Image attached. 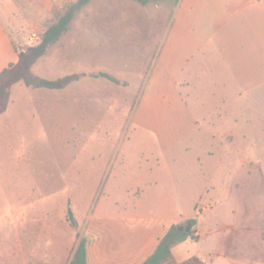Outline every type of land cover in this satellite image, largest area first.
Instances as JSON below:
<instances>
[{"label": "rangeland", "instance_id": "1", "mask_svg": "<svg viewBox=\"0 0 264 264\" xmlns=\"http://www.w3.org/2000/svg\"><path fill=\"white\" fill-rule=\"evenodd\" d=\"M75 1L43 5L37 13L30 2L14 0L12 13L22 34L18 51L37 44L28 43L29 36L41 37L56 12ZM176 2L90 0L29 66L40 78H78L61 89L22 78L9 84L7 108L0 114V264H69L82 238L87 264H136L170 227L185 228L198 216L201 225H192V236L172 247L176 261L197 256L205 264H264V101L224 90L218 83L226 76L203 69L199 55L192 69L206 71L186 100L198 123L170 146L133 124ZM202 15L209 30L213 11ZM198 96L206 100L204 107ZM224 96L237 120L233 127L244 132L245 118L261 115L260 123L247 125L252 133L254 126L252 139L217 138L200 121ZM246 146L253 153L237 167L245 156L234 151L247 155ZM233 173L240 183L234 193L223 188L215 196L202 193L229 182ZM241 183L249 185L247 192ZM166 209L180 213L165 221L160 215Z\"/></svg>", "mask_w": 264, "mask_h": 264}, {"label": "crops", "instance_id": "2", "mask_svg": "<svg viewBox=\"0 0 264 264\" xmlns=\"http://www.w3.org/2000/svg\"><path fill=\"white\" fill-rule=\"evenodd\" d=\"M26 1L35 7L37 13H41L43 5L47 7L60 0ZM15 7L14 0H0V72L18 61L16 43H20L22 34L18 33L21 25H15L16 19L12 13ZM208 9L213 11L209 30L205 28L202 15ZM22 21L31 26L28 18L22 17ZM165 34V41L155 54L148 79L135 106L133 124L136 128L155 133L170 146L171 140L179 133L198 123L186 100L192 94L191 89L199 80V75L206 70L214 75L226 76L224 80L216 79L224 90L234 88L241 99L249 100L251 97V102L264 101V0H177ZM199 55L201 60L197 63L201 62L199 64L203 69L208 66L206 70L199 69L201 72L192 69ZM196 100L201 107L205 106V99L198 96ZM227 103V96L222 97L215 109L208 111L200 121L208 124L217 138L229 134L235 139H252L254 126H251L254 130L252 133L248 132L247 125L260 123L261 115L245 118L246 129L243 132L239 125L233 127L237 120L235 114L228 110ZM229 123L232 126L229 127ZM260 129L264 131L261 125ZM246 148L249 151L247 155L240 154L239 149L234 151L235 155L245 156H237V167L243 168L240 164L242 159L247 161V157L253 153L250 147ZM246 167L247 164L244 166L245 172ZM235 175H230L229 182L221 181L202 193L208 195L211 192L215 196L222 193L223 188L228 195L232 194L233 188L240 185ZM241 186L247 192L249 185L241 183ZM208 200L211 197L208 196ZM212 200L222 202L220 198L213 197ZM175 213L179 214L180 211L166 209L160 216L166 221L172 219ZM207 217L212 219L210 215ZM196 222L201 225L200 216Z\"/></svg>", "mask_w": 264, "mask_h": 264}, {"label": "trees", "instance_id": "3", "mask_svg": "<svg viewBox=\"0 0 264 264\" xmlns=\"http://www.w3.org/2000/svg\"><path fill=\"white\" fill-rule=\"evenodd\" d=\"M90 0H76L64 6L62 11L56 12L55 21L50 23L44 30L41 40L35 45L29 46L26 51L19 52L18 61L5 68L0 72V114H2L8 103L9 84L24 79L27 84H32L37 87H45L48 89H61L70 82L78 78L77 75H66L54 80L32 76L29 71V66L40 56H42L46 49L56 43L59 38L67 31L70 22L74 19L78 10L85 6ZM142 4L148 3L150 0H135ZM99 76L118 82L114 77L105 72L99 73ZM68 217L71 225L75 226L76 221L73 211L68 208ZM191 225L196 223L195 219L189 220ZM193 230H179L178 225H173L170 229L159 239L154 251L147 256L139 264H205L199 257L192 256L181 262L174 259L172 247L191 237ZM69 264H87V247L86 240L82 238L76 245Z\"/></svg>", "mask_w": 264, "mask_h": 264}, {"label": "built area", "instance_id": "4", "mask_svg": "<svg viewBox=\"0 0 264 264\" xmlns=\"http://www.w3.org/2000/svg\"><path fill=\"white\" fill-rule=\"evenodd\" d=\"M40 40H41V37L38 34L32 33L29 36L28 43H39Z\"/></svg>", "mask_w": 264, "mask_h": 264}, {"label": "water", "instance_id": "5", "mask_svg": "<svg viewBox=\"0 0 264 264\" xmlns=\"http://www.w3.org/2000/svg\"><path fill=\"white\" fill-rule=\"evenodd\" d=\"M191 227H192L191 224L187 225L185 228H184L183 226L180 225V226H178V229H179V230H183V229H184V230H186V231H189V230L191 229Z\"/></svg>", "mask_w": 264, "mask_h": 264}]
</instances>
